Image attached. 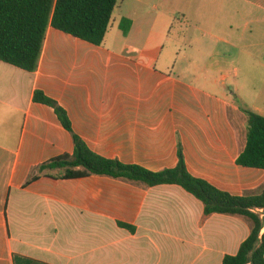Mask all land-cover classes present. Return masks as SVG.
Masks as SVG:
<instances>
[{"label": "crops", "instance_id": "0c3cea01", "mask_svg": "<svg viewBox=\"0 0 264 264\" xmlns=\"http://www.w3.org/2000/svg\"><path fill=\"white\" fill-rule=\"evenodd\" d=\"M132 1L135 11H154L153 19L145 17L154 32L197 31L190 46L198 55L183 57L186 66L177 71V58L152 50L155 33L143 48L111 50L104 46L108 31L94 46L49 27L36 71L0 62V264H222L248 238V218L206 216L203 204L176 185L96 175L41 176L24 185L41 164L74 150L54 111L33 102L41 91L102 158L158 173L176 167L180 142L191 176L233 196L264 188V170L236 163L247 132L240 108L264 118V80L249 105L239 102L243 86L231 57L247 38L249 47H264V0L195 11L189 0H163L160 9L157 0Z\"/></svg>", "mask_w": 264, "mask_h": 264}, {"label": "trees", "instance_id": "16d2710c", "mask_svg": "<svg viewBox=\"0 0 264 264\" xmlns=\"http://www.w3.org/2000/svg\"><path fill=\"white\" fill-rule=\"evenodd\" d=\"M116 6L117 0H0V62L28 73L36 71L49 27L91 45L101 46ZM128 25V20L123 19L120 23L124 34ZM234 99L239 104L236 97ZM33 102L54 111L63 129L71 135L74 150L72 155H61L41 164L37 174L30 176L25 186L41 176L70 180L91 175L139 182L149 187L176 185L203 204L206 216L239 215L252 223L251 232L237 254L225 256L222 264H264V188L256 195L233 196L191 176L180 142L177 145L176 167L158 173L102 158L73 131L66 111L55 100L41 91H35ZM240 109L247 117V132L245 147L236 163L243 168L264 170V118L247 107ZM56 170L62 171L58 177L45 174L46 171ZM258 210L261 213L254 212ZM120 225L133 231L128 225ZM19 260L21 258L15 257V263Z\"/></svg>", "mask_w": 264, "mask_h": 264}, {"label": "rangeland", "instance_id": "374dc122", "mask_svg": "<svg viewBox=\"0 0 264 264\" xmlns=\"http://www.w3.org/2000/svg\"><path fill=\"white\" fill-rule=\"evenodd\" d=\"M185 2L186 1L181 4L177 2L170 4V6L172 8L183 7ZM214 2L216 6L222 8L228 7L226 0H189V8L192 11H195L201 5L200 8L205 7L206 9H209L214 6ZM163 3V0H157L154 4L160 9ZM133 4L134 2L132 0H117V6L113 12L108 30L106 45L104 46L111 50H116L118 44H120L121 49L124 45L140 49L145 46L149 35L155 33L154 39L151 42L152 50L162 56L169 55L171 58H177V71L186 66V61H183V57L189 58L190 55H198L193 54V50L196 49L197 45L190 46V42L195 41L194 38L198 33L197 31L193 29L179 30L177 27H169L154 32L151 28L150 21L145 20V17L150 20L153 19L155 15L154 11L149 12L148 15L143 14L145 11L149 10V6L146 7V10H141L140 12L139 10H134ZM236 6L239 7L240 4L237 3ZM123 18H125L124 20L128 19L133 22L128 38L122 35V30L118 27ZM248 45L249 38L242 43H239L238 47L232 49L231 52V57L238 61V76L235 80L238 87L243 86V90H241L242 98H240L239 102L244 103V105H249L253 91L259 89L264 80V47L258 46L252 48ZM212 46L213 44H208L205 49L209 50ZM177 54L179 55V58L177 57ZM184 81L190 82L191 78L188 77L187 79H184ZM229 90L235 91V88L229 86L227 91Z\"/></svg>", "mask_w": 264, "mask_h": 264}]
</instances>
